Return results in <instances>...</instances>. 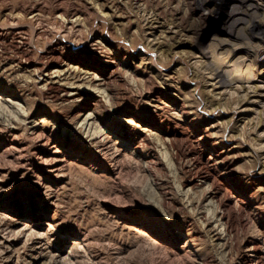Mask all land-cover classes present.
Instances as JSON below:
<instances>
[{
  "label": "rangeland",
  "instance_id": "1",
  "mask_svg": "<svg viewBox=\"0 0 264 264\" xmlns=\"http://www.w3.org/2000/svg\"><path fill=\"white\" fill-rule=\"evenodd\" d=\"M238 2L0 0V88L16 93L19 103L0 104V264H264V50L251 71H257L254 87H227L211 78L212 50L221 60L244 55L242 39L224 31L228 11ZM72 17L78 21L67 22ZM38 25L47 32L35 34L32 27ZM19 26L26 29L24 42L10 32ZM70 28L77 39L72 34L69 40L60 38ZM86 38H100L103 52L87 48ZM56 39L64 41L60 62L99 70L106 81L64 77L68 84L83 82L76 101L47 89L40 77L59 62L49 58L45 47ZM221 67L227 76L233 74V65ZM102 88L107 96L99 102L92 94ZM91 109L107 129L106 139H90L82 126ZM181 109L186 114L178 124ZM40 117L44 120L35 129ZM138 123L150 128V144L141 138ZM201 133L207 135L197 149L189 141L177 142L204 160L215 144L218 162H211L224 179L213 191L223 205L211 198L205 184L186 185L190 176L196 177L190 175V157L177 158L176 147L165 146L171 134L193 141ZM40 136L48 144L42 145ZM137 142L143 154L158 156L161 163L147 168L133 151ZM52 143L64 168L57 177L38 154ZM219 209L229 215L225 232L216 219ZM25 215L35 220L29 223L35 234L18 231L31 218ZM132 224L158 235L159 243H147Z\"/></svg>",
  "mask_w": 264,
  "mask_h": 264
},
{
  "label": "bare ground",
  "instance_id": "2",
  "mask_svg": "<svg viewBox=\"0 0 264 264\" xmlns=\"http://www.w3.org/2000/svg\"><path fill=\"white\" fill-rule=\"evenodd\" d=\"M239 4L238 5H234L232 6V8L228 11V20L225 21V27H224V31L227 34H230L233 37H237V38H241V46L243 48V52L244 55H237L234 58H226L225 60V56L224 59L221 60L219 56L214 54V51L212 50V57L215 60V65L211 70V78L215 80V82L213 84H215L216 82H219L220 84H222L223 86H229L232 87L234 85L237 86H248V87H254L253 86V81L256 80L257 78V71H255L254 73H252V70H256L255 68L257 67L256 64L259 63V58H258V54L261 50H264V8L262 10V13H258L259 8L261 7V5L264 6V0H238ZM247 1V3H246ZM120 3V2H118ZM244 3H246V6L244 7ZM115 5V4H114ZM118 5V4H117ZM260 5V7H259ZM31 6V5H30ZM37 6V5H36ZM36 6H34L33 8L31 7V12L33 17H36L39 13L36 10ZM62 6V5H61ZM93 6V4H92ZM243 6V7H242ZM39 8V7H38ZM69 8V7H67ZM73 8V7H72ZM114 8V7H113ZM45 9V8H43ZM61 10V9H60ZM69 11V10H68ZM72 12V11H71ZM69 12H67L68 14ZM78 13V12H77ZM72 14V13H71ZM247 14V17H245L244 15ZM31 15V14H30ZM78 16V15H77ZM39 17V16H38ZM81 17V16H80ZM79 18V17H78ZM78 18H73L72 19H68L67 22H76L78 21ZM39 19V18H37ZM37 21V20H36ZM14 22V21H13ZM43 22V21H42ZM242 22L243 26H241L239 29H236V25ZM44 23V22H43ZM41 24V23H38ZM77 25L79 24L78 22L76 23ZM1 26V25H0ZM13 26V25H12ZM17 26V25H15ZM23 26V25H22ZM35 26V24L33 25ZM70 26V25H69ZM11 27V26H9ZM32 27V26H31ZM44 26L38 25L36 27H32L33 28V32L37 35H42L46 29L43 28ZM52 27H55L54 24ZM51 28V27H50ZM8 29V28H7ZM54 29V28H53ZM52 29V30H53ZM56 29V28H55ZM80 29V28H79ZM26 30V29H25ZM24 30V31H25ZM59 30V29H58ZM62 30V29H61ZM60 30V31H61ZM77 30V29H76ZM4 31V30H3ZM23 29L21 28V26L19 27H15L10 29V32H12V35L14 38L18 39L19 41L24 42L23 40V36L22 33L24 32ZM54 31V30H53ZM47 32V31H46ZM49 32V31H48ZM2 34L1 30H0V35ZM4 34V33H3ZM69 34L73 35V39L76 40V33L73 31L72 28H70V31L65 30V32H61L58 35L60 36V38H64V39H68L69 38ZM3 36V35H2ZM8 36V35H7ZM36 36V35H35ZM46 36V35H45ZM49 36V35H48ZM101 36V35H100ZM25 37V36H24ZM47 37V36H46ZM57 37V35H56ZM91 37V36H90ZM48 38V37H47ZM89 38V37H88ZM54 39V38H52ZM50 39V40H52ZM14 40V39H13ZM57 40V39H56ZM69 40V39H68ZM26 41V40H25ZM30 41V40H29ZM10 42V41H9ZM83 42V41H82ZM76 44L80 43L79 40L78 42H75ZM73 43V44H75ZM3 44V43H2ZM16 44V43H15ZM31 44V42H30ZM64 41L62 40H57L55 42V44L46 46L45 47V52L48 54L50 59H55L57 62H59L57 64V66H55L52 70H45L43 73V76H41L40 78L42 80H44V84L45 87L47 89H56V90H61V95L60 98L63 100H72V101H76L79 99L80 94L82 92V83H76V82H70V84L62 82V79L70 74H73L74 76H76L78 78V80H85L89 83H94V84H103L106 81V77H108L107 75L103 74V72L100 73L99 70H97L95 72V70H91V68L86 67V68H82L79 64H73L71 60H64L62 62H60V60L62 59V54H63V49H61V47H64ZM81 44V43H80ZM69 45V44H68ZM84 46V43L82 44ZM86 45H89L90 47H87ZM215 45V44H214ZM1 46V45H0ZM24 46V45H23ZM85 46L87 48H90L96 52H103V47H104V43H102L100 38H93L88 40L86 38V43ZM210 46V45H209ZM217 46V44L215 45ZM235 46V45H234ZM233 46V47H234ZM21 47V46H20ZM28 47V46H27ZM33 47V46H32ZM233 49V54H236V52H238L236 50L237 47H234ZM23 48V47H22ZM31 48V47H30ZM106 48V47H105ZM211 48V46H210ZM21 49V48H19ZM34 49V48H33ZM230 49V48H229ZM241 49V48H240ZM32 50V49H31ZM24 52L26 51L25 49L23 50ZM32 52V51H31ZM111 52V51H110ZM1 53V52H0ZM106 54V53H105ZM113 54V53H112ZM229 54V53H228ZM46 57V55H45ZM106 57L107 56L106 54ZM105 57V58H106ZM113 57V56H112ZM47 58V57H46ZM104 58V57H102ZM23 59V58H22ZM64 59V57H63ZM115 58H113V60H109L107 59L108 62L114 61ZM106 60V59H105ZM264 60V59H263ZM261 60V62L263 61ZM42 61V60H41ZM48 61V59H47ZM52 62V61H51ZM212 62V61H211ZM47 63V62H46ZM244 64L245 66L241 67L240 64ZM50 64V63H49ZM242 64V65H243ZM226 66V65H233L234 66V71L233 74H231V76H227L225 73L226 68H222L221 66ZM118 66V65H117ZM116 66V67H117ZM259 66V65H258ZM45 66L42 67V69H44ZM109 67V66H108ZM208 67V66H207ZM228 68V67H227ZM160 69V68H159ZM210 69V68H209ZM232 69V68H231ZM259 72L258 74H260L261 69L259 68ZM38 71V70H37ZM115 71V70H114ZM111 72V71H110ZM228 72V70L226 71ZM20 73V72H19ZM22 73V72H21ZM38 73V72H37ZM42 73V70H41ZM156 74V72H155ZM161 76V75H160ZM259 76V75H258ZM37 78V77H36ZM68 78V77H67ZM39 79V78H38ZM64 80V79H63ZM213 80V81H214ZM35 81V80H34ZM37 81V80H36ZM36 83V82H35ZM43 84V83H42ZM239 84V85H238ZM40 85V84H39ZM41 86V85H40ZM39 86V87H40ZM44 86V85H43ZM103 89V88H102ZM246 89V88H245ZM244 90V89H243ZM10 89L7 88H0V104L2 105V107L4 108L7 105H15L16 103H18V101L14 100V97H16V93L11 92L10 93ZM15 92V91H14ZM95 94H92L95 100H98L100 102V98L102 97H106L107 96V92L105 93L104 89H97V91H94ZM5 93H7L8 96H5ZM45 94V93H44ZM50 94V93H49ZM56 95V93H54ZM57 96V95H56ZM52 98V97H51ZM247 98V97H246ZM110 99V97H109ZM107 99H105L106 101ZM109 103V102H108ZM21 104V103H20ZM16 106V105H15ZM163 106V105H162ZM215 106V105H214ZM17 107V106H16ZM20 107V106H19ZM2 108V110H3ZM5 108V109H6ZM165 108V107H164ZM216 108V106H215ZM8 110V109H7ZM4 110V111H7ZM183 113H178L176 115V120L179 123H181V121H183L185 119V114L186 112L184 111V109H181ZM20 111V110H19ZM2 113V111H0ZM15 113V112H14ZM159 113V112H158ZM1 115V114H0ZM14 115V114H13ZM96 113L94 112L93 109L91 110H87L84 114V117L82 119V126L84 125V127L87 128V130L89 131L88 135L90 139H106L109 135L107 133V129L102 128L96 119ZM27 117V116H26ZM6 119V117H5ZM44 120V117H40L38 119V122H36L34 124V128H37V125L40 121ZM132 119H128V122H132ZM140 123V122H139ZM136 124L139 125V127L141 126V138H143L146 142V144H150L149 141V134H150V128H148L147 126H143L142 124ZM183 126V125H182ZM187 126V125H186ZM186 126H183L182 128L186 129ZM11 127V126H10ZM180 127V126H179ZM13 128V127H11ZM181 128V129H182ZM34 130V129H33ZM40 130V129H39ZM38 130V131H39ZM43 130V129H42ZM85 130V128H84ZM37 131V132H38ZM87 131V132H88ZM40 132V131H39ZM38 132V133H39ZM86 132V131H85ZM152 132V131H151ZM33 133V131H32ZM37 133V134H38ZM17 134V133H16ZM186 134V133H185ZM206 133H201L199 134L198 138L195 140H191L190 137L188 135H185L183 137L178 138V136L171 134L170 136H167L166 139V144L165 146H175V153L174 156L177 158H181L184 155L187 157H190V167L191 171L190 175H196V177L194 176H190V178L188 179V181L186 182L187 184L190 185H194V184H205L207 187V190H209V195L211 196V198L216 197L218 204L219 205H223L224 200L222 199V197L217 196V194L215 193V191H213L215 188H218V185L220 184V182L224 179V175H217L218 172H216L217 168V162H215L214 160H217L218 158V154H216L218 152L217 147L214 146L213 144L211 146H209V150L210 153L209 156L204 160L202 159V157H200L199 152H194V153H187L185 152L181 147H180V142H177V139H179V141L182 139V141H189L190 146L193 149H197L198 145H204L202 139L206 136ZM35 136V135H34ZM42 136V135H41ZM40 136V141H43L42 145L48 144L47 140H45L44 137ZM47 136V135H46ZM232 136V135H231ZM38 137V136H37ZM48 139V137H46ZM89 139V140H90ZM193 139V138H192ZM201 140V141H200ZM37 141V140H36ZM38 142V141H37ZM97 142V141H96ZM141 142V141H140ZM152 143V142H151ZM108 144V143H107ZM120 144V143H119ZM136 144V143H135ZM143 144V143H141ZM207 144V143H206ZM41 145V144H40ZM41 145V146H42ZM164 145V143H163ZM185 145V144H184ZM11 145H9L10 147ZM13 146V145H12ZM103 147V146H102ZM119 147V146H118ZM138 147V142L137 144L134 146V150L136 153V156L139 157L140 159H143V163L145 164V166H149V165H154V164H158L161 163V159L160 157L156 156V158H151L149 155L143 154L140 149L137 148ZM150 147V146H149ZM164 147V146H163ZM204 147V146H203ZM6 148V147H5ZM8 148V147H7ZM16 148V147H15ZM114 148V147H112ZM190 148V147H189ZM19 149V147L17 148ZM101 148H99L98 150H100ZM116 149V147H115ZM156 149V148H155ZM102 150V149H101ZM107 150V149H106ZM114 150V149H113ZM119 150L120 149H116L114 150L115 152H113L115 155H119ZM148 150V149H147ZM204 150V149H203ZM34 151V150H33ZM35 152V151H34ZM56 152H58V146L57 144L52 143L51 146L47 149V148H40L38 151L39 154V158L42 159L46 164H47V171L50 172V174H54L56 177L61 175L63 168V164H61V161L58 160V157L56 155ZM36 153V152H35ZM105 153V152H104ZM152 154V153H151ZM191 154V155H190ZM113 155V154H112ZM21 156V155H20ZM260 156V155H259ZM37 157V156H36ZM111 157V156H110ZM120 157V156H119ZM61 158V157H60ZM135 158V157H134ZM259 159V158H258ZM18 160V159H17ZM41 160V161H42ZM116 160V159H115ZM39 161V160H38ZM65 161V160H64ZM211 161H214L215 163H212ZM142 162V161H141ZM39 164V163H38ZM117 166V165H116ZM150 168V167H147ZM151 169V168H150ZM188 169V168H187ZM221 169V168H220ZM189 170V169H188ZM36 171V170H35ZM190 172V171H189ZM65 173V172H64ZM42 174V173H41ZM63 174V173H62ZM36 174H33V176ZM49 175V174H48ZM37 176L40 177V175L37 174ZM39 180V179H38ZM58 180V179H57ZM41 183V182H40ZM45 185V184H44ZM47 185V184H46ZM198 185V186H199ZM222 186V185H221ZM45 187V186H44ZM222 188H224L222 186ZM45 189V188H44ZM188 189V188H187ZM186 191V190H185ZM187 192V191H186ZM185 192V193H186ZM48 193V191H47ZM187 194V193H186ZM208 195V196H209ZM229 195V194H228ZM48 196V194H47ZM209 201V200H208ZM210 202V201H209ZM214 202V201H213ZM212 203V202H210ZM237 203V202H236ZM215 204V203H214ZM238 204V203H237ZM227 206V205H226ZM235 206V205H234ZM217 207V206H216ZM215 207V208H216ZM198 209V208H197ZM214 209V208H213ZM225 209V208H224ZM230 209V208H229ZM228 209V210H229ZM231 210V209H230ZM229 210V211H230ZM209 211V210H208ZM212 211V210H210ZM209 211V212H210ZM233 211V210H232ZM231 211V212H232ZM204 212V211H203ZM218 212V209H217ZM217 212H213L214 214H217ZM224 211H221L219 209V214L217 215L218 217L216 219H219L221 221L220 224H224V232L226 230V227L229 223V215L225 214ZM211 214V212H210ZM208 215V214H207ZM25 215V218L30 217ZM204 216V215H203ZM231 216V215H230ZM33 217L31 216V218L25 220V223L22 225L23 228L19 229L18 231L20 233L27 232V234H35V230H33L32 226L29 224L30 222H33L35 220H31ZM124 218V217H123ZM223 219V220H222ZM208 220V219H207ZM214 220V219H213ZM233 221V220H232ZM241 221V219H240ZM211 222V220H210ZM231 222V221H230ZM234 222V221H233ZM2 224V223H1ZM17 224V223H16ZM218 224V223H217ZM230 224V223H229ZM7 226V225H6ZM9 226V225H8ZM21 226V225H20ZM50 226V225H49ZM131 227L137 231L140 235H142L145 238V241L149 244L155 245L158 242V235H156L155 233L150 232L148 229L137 225V224H132ZM230 227V226H229ZM13 228V227H12ZM15 228V227H14ZM18 228V227H17ZM218 228V227H217ZM3 229V228H2ZM6 229V228H5ZM4 229V231H5ZM219 229V228H218ZM1 230V229H0ZM14 230V229H13ZM223 230V229H222ZM230 230V228L228 229V231ZM7 231V230H6ZM12 231V230H11ZM10 231V232H11ZM2 232V231H1ZM17 232V230L15 231ZM223 232V231H222ZM223 232V233H224ZM18 233V234H20ZM46 233V231L44 232ZM43 233V234H44ZM214 233V232H213ZM42 234V233H41ZM16 236V234H14ZM24 235V234H23ZM46 235V234H45ZM224 235V234H223ZM228 235V234H227ZM4 236V235H3ZM7 237V234L5 235ZM33 236V235H31ZM36 236V235H35ZM24 237V236H23ZM27 237V236H26ZM29 237V236H28ZM12 238V237H11ZM19 239V238H18ZM83 240V239H82ZM10 241V240H9ZM1 242V241H0ZM15 242V241H14ZM73 242V245H76L77 241H71ZM80 242V241H79ZM83 242V241H82ZM3 243V242H2ZM19 243V242H17ZM75 243V244H74ZM82 244V243H81ZM185 244V243H184ZM187 244V243H186ZM3 245V244H2ZM7 245V244H6ZM4 246V245H3ZM12 246V245H11ZM80 246V245H79ZM158 246V244H157ZM249 246V245H248ZM256 246V245H255ZM8 247V246H7ZM77 247V246H76ZM161 247V246H160ZM10 253V252H9ZM260 253V252H259ZM3 254V253H2ZM53 255V254H52ZM245 255V254H244ZM5 256V255H4ZM8 257V256H7ZM6 257V258H7ZM54 257V256H53ZM259 257V255H258ZM11 258V257H10ZM246 258V257H245ZM56 258H54L55 260ZM50 260V259H49ZM47 260V262L49 261ZM53 260V258L51 259ZM50 260V262H51ZM253 260V259H252ZM8 261V260H7ZM17 261V260H16ZM15 261V262H16ZM61 261V260H60ZM59 261V262H60ZM246 261V260H244ZM29 262V261H28ZM43 261L39 262L38 264H42ZM45 262V261H44ZM49 262V263H50ZM57 262V261H56ZM252 262V261H251ZM46 264V263H44ZM56 264V263H54ZM59 264V263H58ZM249 264V262H248Z\"/></svg>",
  "mask_w": 264,
  "mask_h": 264
}]
</instances>
